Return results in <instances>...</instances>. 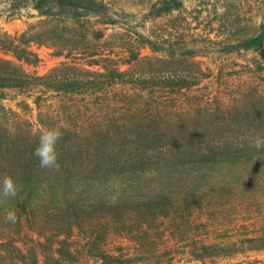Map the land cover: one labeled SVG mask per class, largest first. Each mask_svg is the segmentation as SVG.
I'll use <instances>...</instances> for the list:
<instances>
[{
  "label": "trees",
  "instance_id": "trees-1",
  "mask_svg": "<svg viewBox=\"0 0 264 264\" xmlns=\"http://www.w3.org/2000/svg\"><path fill=\"white\" fill-rule=\"evenodd\" d=\"M17 1L18 9L30 6L44 20L16 37L0 34V52L10 57H0V180L11 174L18 189L15 198L0 194V264H264V147L252 146L264 136L262 107L223 111L219 121L195 126L201 136L194 137L179 134L190 131L182 119L162 128L158 118L123 120L118 114L90 130L62 126L60 170L41 168L33 155L41 132L15 126V113L1 104L7 92L98 99L106 93L97 89L123 84L128 70L104 57L94 60L98 71L65 62L44 76L27 72L24 65L40 62L33 46L53 48L66 59L79 48L77 42L62 46L58 30L40 24L75 26L92 17L103 25L118 22L98 0ZM183 9L181 0H158L146 18ZM224 52L264 57V22ZM197 73L204 76L199 66ZM117 105L106 108L119 113ZM8 211L16 213L15 223L5 222ZM109 236L135 249L111 254L99 241Z\"/></svg>",
  "mask_w": 264,
  "mask_h": 264
},
{
  "label": "rangeland",
  "instance_id": "rangeland-1",
  "mask_svg": "<svg viewBox=\"0 0 264 264\" xmlns=\"http://www.w3.org/2000/svg\"><path fill=\"white\" fill-rule=\"evenodd\" d=\"M98 1L109 7L117 25H103L94 17L75 26L64 27L60 22L40 24L47 30L54 26L59 35L56 41L62 46L77 42L78 51L66 59L58 57L53 48L33 46L40 62L24 68L44 76L67 62L77 68L98 71L94 60L114 57L124 64L122 70H128L126 84L104 83L97 91L106 95L99 100L93 96L63 97L40 90L24 94L7 92L1 104L15 113V126L24 124L33 132L62 126L90 130L122 114L119 119L123 120L146 122V118L149 121L158 118L162 128H173L182 119L190 131L179 134L194 137L201 136L195 134V126L197 129L198 124L219 121L223 111L235 112L237 106L240 110L257 107L264 110V57L251 52H224L227 44L253 34L264 22V0H181L182 11L155 20L146 15L158 0ZM18 4L17 0H0V34L16 37L29 26L39 27L44 20L30 6L18 9ZM144 39L156 42L158 47L144 46ZM190 50L196 54L189 55ZM93 54L97 55L91 57ZM0 57L10 59L1 52ZM198 66L204 76L197 73ZM79 72L76 68L73 71ZM116 102L115 111L119 113L113 112L114 107L106 108ZM8 118L14 121V116ZM253 214L257 215L255 211ZM99 241L111 254L135 249L134 244L116 236ZM238 260L241 259L232 262Z\"/></svg>",
  "mask_w": 264,
  "mask_h": 264
},
{
  "label": "clouds",
  "instance_id": "clouds-1",
  "mask_svg": "<svg viewBox=\"0 0 264 264\" xmlns=\"http://www.w3.org/2000/svg\"><path fill=\"white\" fill-rule=\"evenodd\" d=\"M63 139V134L57 128H45L41 131L38 140V146L35 148L33 155L38 158L39 166L44 169L59 171L58 162L59 153L57 144ZM252 146L256 149L264 147V136H256L252 141ZM18 189L15 178L11 174H6L0 180V194L5 198H15ZM16 213L8 211L5 215V222L15 223Z\"/></svg>",
  "mask_w": 264,
  "mask_h": 264
}]
</instances>
